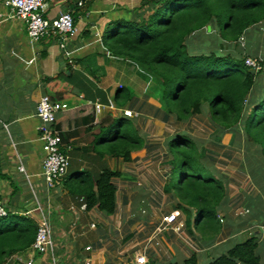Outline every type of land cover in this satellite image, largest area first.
I'll return each mask as SVG.
<instances>
[{
  "label": "crops",
  "instance_id": "obj_1",
  "mask_svg": "<svg viewBox=\"0 0 264 264\" xmlns=\"http://www.w3.org/2000/svg\"><path fill=\"white\" fill-rule=\"evenodd\" d=\"M46 1L49 18L73 11L74 36L50 33L34 42L26 24L0 0V202L8 214L47 217L54 238L46 253L28 251L6 264H25L30 257L34 264H84L86 259L92 264H134L139 256L149 264H184L194 257L196 264H209L249 232L258 237L257 252L264 264L260 149L246 142L243 129L237 132L240 140L234 131H223L207 106L179 121L164 109L157 79L129 60L112 56L104 44L110 23L139 21L129 10L145 2ZM122 86L131 93L125 106L115 99ZM45 95L68 106L58 114L55 128L70 167L54 189L43 178L37 116ZM126 110L133 116L126 117ZM118 118L130 119L143 138V146L129 161L106 152L104 137ZM182 134L195 142L201 162L226 189L218 208L220 231L205 229L197 209L182 201L185 173L175 181L171 149ZM106 169L119 173L113 180L115 209L110 214L87 208L84 196L73 192L86 179L96 182ZM173 214L178 221L167 225L164 219ZM179 223L183 227L177 231Z\"/></svg>",
  "mask_w": 264,
  "mask_h": 264
},
{
  "label": "trees",
  "instance_id": "obj_2",
  "mask_svg": "<svg viewBox=\"0 0 264 264\" xmlns=\"http://www.w3.org/2000/svg\"><path fill=\"white\" fill-rule=\"evenodd\" d=\"M142 2V8L155 5L147 19L110 23L104 33L108 51L154 76L164 109L179 121L201 113L207 105L223 131H234L240 140L237 132L243 129L246 142L257 146L264 159V0ZM205 32L209 41L200 38L196 45L192 42L189 51L188 41ZM199 43L208 45L201 48ZM248 57L258 60L261 71L254 72L246 65ZM130 96L129 89L122 86L115 99L125 106ZM108 133L109 137H104L106 152L125 161L143 146V138L130 119H116ZM172 144L186 149L182 151L186 172L182 201L197 209L198 219H203L207 229L220 231L218 208L226 197L224 184L192 173L201 158L191 138L178 135ZM118 175L106 169L96 182L86 179L73 192L84 196L87 208L97 207L110 214L115 209L113 180ZM39 223L35 216L25 214L0 217V264L30 251ZM257 249L258 237L249 232L245 240L209 264H262ZM184 264H196V258Z\"/></svg>",
  "mask_w": 264,
  "mask_h": 264
},
{
  "label": "built area",
  "instance_id": "obj_3",
  "mask_svg": "<svg viewBox=\"0 0 264 264\" xmlns=\"http://www.w3.org/2000/svg\"><path fill=\"white\" fill-rule=\"evenodd\" d=\"M5 4L10 8L13 16L21 19L26 24L28 36L34 42H39L50 33L59 34L64 38L74 36L76 25L72 10L60 12L56 18L47 16L48 2L46 0H5ZM80 6L82 3L79 4ZM246 65L254 72L261 71L262 67L257 59L248 57ZM68 106L62 102H55L49 95L40 99L37 116L40 120V136L43 143V178L49 189H54L65 178L70 167V156L64 149L63 139L60 131L55 128L58 114L66 110ZM100 110V106H97ZM126 117H132L133 112L124 111ZM20 171L24 172V166H20ZM8 215V211L0 202V217ZM165 223L173 225L178 221L177 215L173 214L166 217ZM183 227L179 223L175 230L179 231ZM54 246L53 232L47 217L40 220L36 240L30 251L37 253H46ZM87 250H91L88 247ZM25 264H34L30 257ZM84 264H92L90 259H86ZM134 264H149L145 256L136 258Z\"/></svg>",
  "mask_w": 264,
  "mask_h": 264
},
{
  "label": "rangeland",
  "instance_id": "obj_4",
  "mask_svg": "<svg viewBox=\"0 0 264 264\" xmlns=\"http://www.w3.org/2000/svg\"><path fill=\"white\" fill-rule=\"evenodd\" d=\"M154 6H155L154 4H149L146 7V9H144V10L135 11L136 8H140L139 4H138L136 6V8L130 9L129 11H131V14H133L135 16V18H137V19L138 18L139 19H141V18H146L147 19L149 17L150 13L153 11L152 8ZM140 9H142V8H140ZM208 31L210 32L211 30L208 29ZM206 33L207 32H205L203 34H197V35L194 36L195 38L193 39V41L191 39L188 41V43H189V51H192V49H193L192 42L196 45L200 38H201V41L203 42L204 41V37H205V39H208V41H209V37L206 36ZM217 35L219 36V34H217ZM215 41H216V39H215ZM243 42L245 43L246 41H243ZM204 43H206V40H205ZM199 44L201 45V48H206V46L208 45V44H203L202 45L201 43H199ZM211 46L212 45H209L207 48H210ZM263 46H264V44H263ZM195 53H197V52L195 51ZM171 149H172V152L174 154V167H175L174 178H175V181H176V180L180 179V177L183 175V172L186 173L185 170H184V167H183V156H182V151L183 150L186 151V149L183 148L182 146H176V145L173 146V147L171 146ZM194 166H196V167H194V170L192 171V173H194V174L199 173V174L204 175L205 177H213L214 178L213 173L205 165H203V162H201V160H199ZM201 225L204 226L205 229H207V227L204 225V222ZM202 234H203L204 237L207 236L205 231H202Z\"/></svg>",
  "mask_w": 264,
  "mask_h": 264
},
{
  "label": "water",
  "instance_id": "obj_5",
  "mask_svg": "<svg viewBox=\"0 0 264 264\" xmlns=\"http://www.w3.org/2000/svg\"><path fill=\"white\" fill-rule=\"evenodd\" d=\"M209 30H211V27H208Z\"/></svg>",
  "mask_w": 264,
  "mask_h": 264
}]
</instances>
